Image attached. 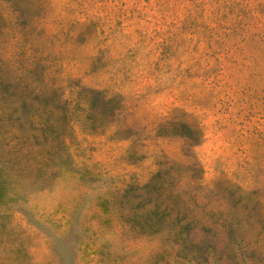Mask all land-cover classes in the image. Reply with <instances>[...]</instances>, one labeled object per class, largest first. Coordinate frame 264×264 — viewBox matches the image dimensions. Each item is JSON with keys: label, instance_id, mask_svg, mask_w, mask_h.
I'll return each mask as SVG.
<instances>
[{"label": "rangeland", "instance_id": "rangeland-1", "mask_svg": "<svg viewBox=\"0 0 264 264\" xmlns=\"http://www.w3.org/2000/svg\"><path fill=\"white\" fill-rule=\"evenodd\" d=\"M0 264H264V0H0Z\"/></svg>", "mask_w": 264, "mask_h": 264}]
</instances>
